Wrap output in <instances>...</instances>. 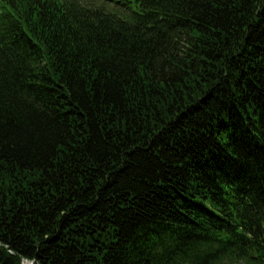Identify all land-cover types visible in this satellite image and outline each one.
I'll list each match as a JSON object with an SVG mask.
<instances>
[{"label":"trees","instance_id":"1","mask_svg":"<svg viewBox=\"0 0 264 264\" xmlns=\"http://www.w3.org/2000/svg\"><path fill=\"white\" fill-rule=\"evenodd\" d=\"M264 264V0H0V264Z\"/></svg>","mask_w":264,"mask_h":264},{"label":"rangeland","instance_id":"2","mask_svg":"<svg viewBox=\"0 0 264 264\" xmlns=\"http://www.w3.org/2000/svg\"><path fill=\"white\" fill-rule=\"evenodd\" d=\"M24 264H31V263H29L28 261H24Z\"/></svg>","mask_w":264,"mask_h":264}]
</instances>
